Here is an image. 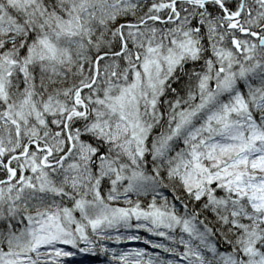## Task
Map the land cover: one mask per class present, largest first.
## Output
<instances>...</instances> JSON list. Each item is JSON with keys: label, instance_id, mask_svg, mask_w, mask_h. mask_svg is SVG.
Here are the masks:
<instances>
[{"label": "snow or ice", "instance_id": "snow-or-ice-1", "mask_svg": "<svg viewBox=\"0 0 264 264\" xmlns=\"http://www.w3.org/2000/svg\"><path fill=\"white\" fill-rule=\"evenodd\" d=\"M0 264H264V0H0Z\"/></svg>", "mask_w": 264, "mask_h": 264}]
</instances>
